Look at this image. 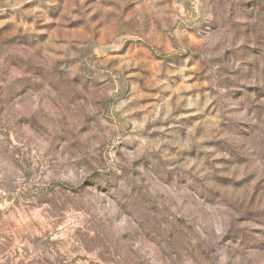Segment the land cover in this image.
I'll return each mask as SVG.
<instances>
[{"label": "clouds", "instance_id": "clouds-1", "mask_svg": "<svg viewBox=\"0 0 264 264\" xmlns=\"http://www.w3.org/2000/svg\"><path fill=\"white\" fill-rule=\"evenodd\" d=\"M0 264H264V0H0Z\"/></svg>", "mask_w": 264, "mask_h": 264}]
</instances>
